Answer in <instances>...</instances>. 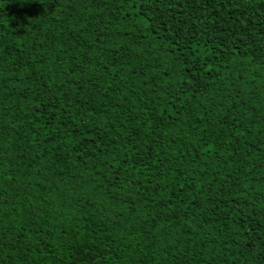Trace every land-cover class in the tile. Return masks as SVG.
<instances>
[{
	"label": "trees",
	"instance_id": "trees-1",
	"mask_svg": "<svg viewBox=\"0 0 264 264\" xmlns=\"http://www.w3.org/2000/svg\"><path fill=\"white\" fill-rule=\"evenodd\" d=\"M0 264H264V0H0Z\"/></svg>",
	"mask_w": 264,
	"mask_h": 264
}]
</instances>
